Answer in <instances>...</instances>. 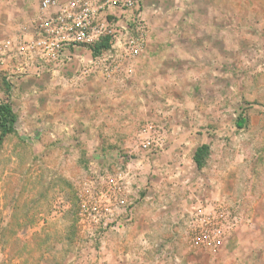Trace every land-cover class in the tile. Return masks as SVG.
I'll use <instances>...</instances> for the list:
<instances>
[{
	"label": "rangeland",
	"instance_id": "1",
	"mask_svg": "<svg viewBox=\"0 0 264 264\" xmlns=\"http://www.w3.org/2000/svg\"><path fill=\"white\" fill-rule=\"evenodd\" d=\"M40 1L24 0L29 19ZM130 15L138 52L112 79L0 74L16 116L0 264H264V0H139Z\"/></svg>",
	"mask_w": 264,
	"mask_h": 264
},
{
	"label": "built area",
	"instance_id": "2",
	"mask_svg": "<svg viewBox=\"0 0 264 264\" xmlns=\"http://www.w3.org/2000/svg\"><path fill=\"white\" fill-rule=\"evenodd\" d=\"M138 8L139 0H41L36 17L29 21L33 36L0 43V74L12 84L16 75L39 77L44 68L80 61L84 65L82 74L100 69L107 79H112L115 72L126 68L121 61L138 52L133 42L126 41L128 24L135 23L130 11ZM135 18L139 21L138 15ZM105 38L109 47L94 57L92 47ZM79 49L91 53L88 63L75 53ZM117 204L105 205L103 214L112 215Z\"/></svg>",
	"mask_w": 264,
	"mask_h": 264
},
{
	"label": "crops",
	"instance_id": "3",
	"mask_svg": "<svg viewBox=\"0 0 264 264\" xmlns=\"http://www.w3.org/2000/svg\"><path fill=\"white\" fill-rule=\"evenodd\" d=\"M17 2V3H16ZM24 0H10L11 7L2 9L4 5H1L0 8V43L4 41H15L18 38L25 37L26 39H30L33 36L32 28L30 26V17L27 16V9L23 5ZM16 3V4H14ZM16 6V7H15ZM22 32V33H21ZM79 56L84 59V63H88V61L92 58L91 53L88 50L79 49L75 51ZM84 67L83 63L80 61H74L73 63L66 65L64 67L54 68L43 70L39 77H34L35 79H40L42 77L46 78L42 79L43 85L48 86L50 89L55 84L60 83L65 76L69 74H76L80 72V70ZM96 73V72H95ZM98 73V72H97ZM15 78H21V76L17 75L12 78V81ZM30 78H33L30 77ZM256 243H253L255 246ZM257 245V244H256ZM195 253L189 255H182L177 259L183 264H225L226 255L220 256H212L207 253H202L203 256L195 257ZM201 255V254H200ZM201 260V261H200ZM263 260V259H262ZM193 262V263H192Z\"/></svg>",
	"mask_w": 264,
	"mask_h": 264
},
{
	"label": "trees",
	"instance_id": "4",
	"mask_svg": "<svg viewBox=\"0 0 264 264\" xmlns=\"http://www.w3.org/2000/svg\"><path fill=\"white\" fill-rule=\"evenodd\" d=\"M108 47V39L105 38L92 47V55L94 57L99 56L101 52ZM4 81L5 79H3V82ZM15 123L16 116L14 115L11 106L8 103H0V143H2L7 136L15 133ZM245 123V119L240 116L237 119L236 127L242 129L245 126ZM208 150L209 148L207 145H201L195 150L193 161L198 169L203 168L205 159L208 156Z\"/></svg>",
	"mask_w": 264,
	"mask_h": 264
}]
</instances>
